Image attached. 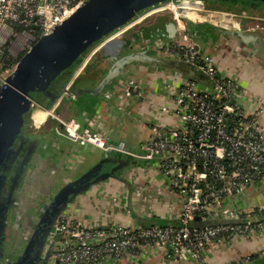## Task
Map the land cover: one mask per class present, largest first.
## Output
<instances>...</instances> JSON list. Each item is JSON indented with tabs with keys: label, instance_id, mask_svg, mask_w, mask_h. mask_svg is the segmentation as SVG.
Instances as JSON below:
<instances>
[{
	"label": "built area",
	"instance_id": "obj_1",
	"mask_svg": "<svg viewBox=\"0 0 264 264\" xmlns=\"http://www.w3.org/2000/svg\"><path fill=\"white\" fill-rule=\"evenodd\" d=\"M86 1L0 0V83L19 59L10 55V50L25 53L37 38L50 33ZM181 2L223 9L207 6L202 0L163 2L142 11L124 26L132 31L153 14L170 12L175 27L172 40L149 41L142 29H137L136 34L131 32L132 43L125 51L144 46L181 59L207 78L203 84L188 78L175 89H167L172 105H161L159 109L175 118L174 125L149 120V135L135 149L127 147L123 140L110 139L107 132L97 128L93 118L80 122L61 116L55 104L44 108L52 132L61 141L122 154L154 168L163 179L165 192L181 200L178 222L86 225L74 214L60 211L49 234L53 264H116L125 257L141 259L158 251L172 264H204V258L214 249L264 231V121L259 115L262 102L254 101L256 105L252 106L247 88L201 51L189 31L190 17L172 11ZM229 13L246 14L240 10ZM85 61L86 58L68 82L83 71ZM143 79L139 75L115 76L104 90L91 95L119 113L128 112L137 98L154 105L150 97L143 95ZM68 82L64 91H68ZM248 99L247 105L244 100ZM123 208L130 215L126 202ZM197 216L199 220H195ZM251 254L262 257L264 249ZM251 254L231 264H248Z\"/></svg>",
	"mask_w": 264,
	"mask_h": 264
},
{
	"label": "crops",
	"instance_id": "obj_2",
	"mask_svg": "<svg viewBox=\"0 0 264 264\" xmlns=\"http://www.w3.org/2000/svg\"><path fill=\"white\" fill-rule=\"evenodd\" d=\"M205 11L240 14L229 13L231 9L201 8L199 5L198 10L188 13L187 16L190 18L187 24L196 35L201 51L211 55L222 71L235 77L247 88L251 105H256L254 101L262 102L260 114L264 120V27L243 25L239 29L224 21L201 20L202 16L198 12ZM244 12L246 14L240 16L252 21L255 16H264V13H259L264 12V8L257 11L258 13ZM147 20L121 37L131 39V32L137 33V29H142L145 39L149 41L158 38L168 41L173 39L175 32L170 33L167 30L172 17L160 13L153 19ZM119 43L120 41H117L103 46L90 58L89 55L94 49L92 48L86 56L83 71L68 82V91H60L50 106L55 104L56 111L64 118H73L80 122L85 118H93L97 128L107 132L110 139L123 140L127 147L137 149L141 141L149 135L147 126L149 120H158L166 125L175 124V118L170 113L161 112L159 107L172 105V98L166 93L167 89H175L185 79L197 78L195 76L198 72L193 66L184 64L181 59L155 53L140 45L125 51L127 48H120ZM134 55L163 57L167 60L161 63L132 59L124 62L120 67L112 68L113 64L122 58ZM173 59L181 63L173 62ZM109 70L112 72L110 79ZM119 75L144 77L143 95L146 99L150 97L154 105L144 98H137L128 112L119 113L112 106L92 97V92H101L113 77ZM195 80L203 84L206 83L207 78L202 75ZM36 103L37 105H32L26 113L21 132L28 141L25 150L32 153L24 163H27L30 172L27 174H30V177L33 175L44 186L46 185L42 190V198L45 202L58 189L77 181L78 178L85 175L94 177V174H89V170L99 166L107 175L87 183L71 198L63 211L74 214L86 225L111 222L131 225L178 222L181 200L165 192L163 179L154 168L122 154L109 156L99 149L61 141L50 128L44 112L46 106L39 101ZM244 103L248 105L249 99L244 100ZM29 145L34 147L31 148ZM124 202L131 210L130 215L124 211ZM225 248L227 250L217 252L213 259L204 258V264H231L246 254L264 249V231L244 239L233 240ZM116 264L172 263L166 259L162 251H158L141 259L125 257Z\"/></svg>",
	"mask_w": 264,
	"mask_h": 264
},
{
	"label": "water",
	"instance_id": "obj_3",
	"mask_svg": "<svg viewBox=\"0 0 264 264\" xmlns=\"http://www.w3.org/2000/svg\"><path fill=\"white\" fill-rule=\"evenodd\" d=\"M169 1L180 0H87L56 25L50 33L37 38L31 48L20 56L15 69L0 83V189L9 180L7 169L12 167L13 164L16 166L20 163L18 166H21V169L14 175V184L17 183L25 165L24 158L26 159L32 154L25 150L28 141L24 139L21 131L24 124V115L36 103V93L43 91L51 95L47 89L48 85L75 62L87 48L94 44L96 47L106 38L122 29L142 11ZM248 1L251 2V7H264V0ZM183 12L184 9L183 11L179 9L178 14L184 15ZM199 14L202 16L201 20L224 21L239 29L243 25L251 26L250 24L253 22L251 19L240 15L210 11L199 12ZM167 30L170 33L175 31L173 22L169 23ZM194 36L196 37L195 34ZM126 57L114 63L112 68L114 66L120 67L124 62L132 59L161 63L167 60L163 57L153 58L146 55ZM172 61L181 63V61L175 59ZM184 64L189 66L187 63ZM111 70L108 71L109 79L112 73ZM95 92L98 93V91ZM58 95L59 93L55 95L54 100ZM18 140L22 147L14 149V145ZM33 147L34 145L31 146V148ZM107 154L115 156L117 153ZM17 156L22 157L20 162L15 161ZM7 161L10 164H7ZM89 172V174H94V177L91 178V175H85L78 178L77 181L58 189L49 198L48 205L47 203L43 204V207L47 208V215L38 229L41 227L46 228V238L43 246L45 247L46 243L48 244L45 255L41 258L43 262L40 261V264H53L51 261L52 243L48 240L53 222H49L47 219L55 217L58 212L63 211L71 198L81 191L87 183L107 175L99 166L93 167ZM10 190H12V187ZM199 219L198 216L195 217V220Z\"/></svg>",
	"mask_w": 264,
	"mask_h": 264
},
{
	"label": "flooded vegetation",
	"instance_id": "obj_4",
	"mask_svg": "<svg viewBox=\"0 0 264 264\" xmlns=\"http://www.w3.org/2000/svg\"><path fill=\"white\" fill-rule=\"evenodd\" d=\"M250 25L251 27L255 25L264 27V16L253 17V22ZM21 147L18 140L14 149ZM21 158L17 156L15 161L20 162ZM26 159L24 158L25 161ZM7 164L10 162L7 161ZM26 164L16 184H14V175L21 169V166H18L20 163L9 167L7 169L9 180L0 189V264H40V261L43 262L41 258L44 257L47 248L48 243L45 247L43 246L47 230L45 227L38 229L47 215V208L43 207L45 201L42 198V190L46 188V185L44 186L33 175L31 178L30 174H27L30 172H28ZM11 187L12 190H10ZM45 203L48 205L49 200H46ZM55 217H50L47 220L53 222ZM48 240L52 243L49 234Z\"/></svg>",
	"mask_w": 264,
	"mask_h": 264
},
{
	"label": "trees",
	"instance_id": "obj_5",
	"mask_svg": "<svg viewBox=\"0 0 264 264\" xmlns=\"http://www.w3.org/2000/svg\"><path fill=\"white\" fill-rule=\"evenodd\" d=\"M203 2L207 6H214V7H219L223 9L240 10V11L255 12V11H261V9L264 8V7H260V8L251 7L250 5L251 2L248 0H203ZM199 5L201 6V4H198L197 6ZM177 11L179 10L177 9ZM189 31L191 34H193V32L190 29ZM117 41H120L119 45H120V48L122 49L128 48L129 45L131 44V39L130 38L126 39L124 37H121L119 39L118 38L114 39L110 44L115 43ZM94 45L87 48L82 53V55L77 60H75V62H73L67 69L62 71L61 74L48 85L47 89L51 93V95H48L46 92L40 91L36 93L35 100L43 103L44 106L49 107L50 104L53 102L55 95H57L62 90L64 85L68 82L71 75L74 73V71L78 67V65L86 58V55H88V52L92 49ZM20 56L18 58H20ZM196 72H198L199 75L196 74L195 77L197 78L202 77L203 74L199 70H197ZM248 264H264V256L257 257L255 254H251Z\"/></svg>",
	"mask_w": 264,
	"mask_h": 264
},
{
	"label": "bare ground",
	"instance_id": "obj_6",
	"mask_svg": "<svg viewBox=\"0 0 264 264\" xmlns=\"http://www.w3.org/2000/svg\"><path fill=\"white\" fill-rule=\"evenodd\" d=\"M198 4L199 3H196V2H192V3L181 2L179 5L173 7L172 8V11L176 12L177 9L178 10L181 9L183 11V9H184L183 14L187 16L188 13H190V11H192V10H198V7H199V6H197ZM201 8H203L202 5H201ZM175 9H176V11H175ZM177 13H179V11H177ZM259 22H261V21H259ZM128 32H130L128 30V28L127 27H124V28L120 29L118 32H116L115 34H112L111 36H109L108 38H106L104 41H102L101 43H99L98 45H96V48L94 47V49L91 51V53L89 55L90 58H91L92 54L95 53V51H97L98 49L102 48L103 46L109 44V42L111 43L114 39L120 38L123 34L128 33Z\"/></svg>",
	"mask_w": 264,
	"mask_h": 264
},
{
	"label": "rangeland",
	"instance_id": "obj_7",
	"mask_svg": "<svg viewBox=\"0 0 264 264\" xmlns=\"http://www.w3.org/2000/svg\"><path fill=\"white\" fill-rule=\"evenodd\" d=\"M163 13H165L166 15H168V17H170L171 18V14H170V12H168V11H163ZM256 13H258L257 11H256ZM259 13H264V12H259ZM156 16H158V14L156 15V14H153L151 17H149L148 18V20L147 21H149L150 19H153L154 17H156ZM187 17H190V16H187ZM192 18V17H191ZM194 20H197V19H194ZM146 21V22H147ZM110 43V42H109ZM95 47V45L92 47V48H94ZM12 51V52H11ZM18 51L17 50H10V55H12V56H14L15 58L16 57H19L21 54H22V52H20V53H17ZM124 52V51H123ZM9 54V53H8ZM88 54H89V52H88ZM87 56V55H86ZM261 109L259 110V115H260V118L263 120V118H262V115L260 114L261 112ZM264 121V120H263ZM11 176H12V174H11ZM223 249H226L227 250V248H219V249H214L210 254H207L206 255V259H213L214 258V256H215V254L217 253V252H220V251H224Z\"/></svg>",
	"mask_w": 264,
	"mask_h": 264
}]
</instances>
